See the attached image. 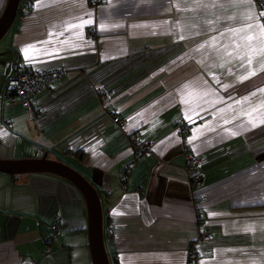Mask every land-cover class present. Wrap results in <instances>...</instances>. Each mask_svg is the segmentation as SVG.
I'll use <instances>...</instances> for the list:
<instances>
[{
	"label": "crops",
	"instance_id": "crops-1",
	"mask_svg": "<svg viewBox=\"0 0 264 264\" xmlns=\"http://www.w3.org/2000/svg\"><path fill=\"white\" fill-rule=\"evenodd\" d=\"M7 2L0 0V16ZM197 2L20 0L30 10L17 14L0 41V159L47 154L82 174L100 196L112 264H187L190 247L195 264L264 260V115L252 112L264 114V93L258 91L264 71L241 82L247 67L224 49L201 48L230 44L220 33L240 24L249 7L253 14L262 11L255 0H203L214 6L200 8ZM89 17L93 23L82 29L68 27ZM17 59L26 68L65 71L35 96V121L23 105L4 97ZM98 89L113 92L112 98L100 101ZM243 97L250 99L236 103ZM106 109H114L121 123ZM180 121L192 125L186 137L175 129ZM134 134L152 145L142 158L129 146ZM186 149L204 159L209 242L199 239ZM58 216L60 234L46 254L42 237ZM23 263L93 264L86 201L62 177L0 173V264Z\"/></svg>",
	"mask_w": 264,
	"mask_h": 264
},
{
	"label": "built area",
	"instance_id": "built-area-1",
	"mask_svg": "<svg viewBox=\"0 0 264 264\" xmlns=\"http://www.w3.org/2000/svg\"><path fill=\"white\" fill-rule=\"evenodd\" d=\"M106 0H90L93 5H98ZM256 5L261 11H264V0H255ZM89 38H96V30L91 29ZM63 68H56L51 70H35L26 68L21 65L17 59L15 63V70L11 77L8 79L5 89L4 97L10 105H23L25 108L26 116L29 120L35 121L38 119L40 111L35 103V96L48 89L54 82L59 81L64 75ZM97 96L100 101L107 102L112 96L113 92L105 91L102 89L97 90ZM105 112L113 118L116 124L121 123V119L116 115L114 109H106ZM210 117L202 118L198 123H205ZM176 131L186 137L192 130V125L184 121H180L175 125ZM129 146L134 152L135 158H142L152 151L151 143L143 141L138 134L130 137ZM187 159V170L189 176V186L192 193L193 209L195 213L196 224L199 230V239L203 242H209L212 239V230L209 226L207 219V205L208 197L203 193V175L201 168L204 164L202 157L196 156L191 153L189 149L185 151ZM61 217H56L50 224V233L43 235V241L46 245V254L52 252V245L54 240L60 234ZM197 255L192 247L188 250L187 264H195ZM28 264V263H23Z\"/></svg>",
	"mask_w": 264,
	"mask_h": 264
},
{
	"label": "water",
	"instance_id": "water-1",
	"mask_svg": "<svg viewBox=\"0 0 264 264\" xmlns=\"http://www.w3.org/2000/svg\"><path fill=\"white\" fill-rule=\"evenodd\" d=\"M20 0H8L3 14L0 16V41L14 24ZM0 173L24 175L34 173H50L71 182L84 196L88 216L89 247L93 264H111L104 238V217L100 196L93 185L73 167L50 160L47 154L39 159L2 160Z\"/></svg>",
	"mask_w": 264,
	"mask_h": 264
},
{
	"label": "snow or ice",
	"instance_id": "snow-or-ice-1",
	"mask_svg": "<svg viewBox=\"0 0 264 264\" xmlns=\"http://www.w3.org/2000/svg\"><path fill=\"white\" fill-rule=\"evenodd\" d=\"M245 3L250 5L251 0H245ZM214 5L205 4L203 0H198L197 8L200 7H211ZM261 18H264V11L259 12L258 14H253V12L249 10L243 15L241 23L236 26H228L225 28L223 32L220 33L219 39L224 40L225 37L231 41L229 44L227 40H224L223 43H216L212 45L210 43H205L201 45V48L214 47L216 49H224L226 55L233 59H236L240 62L241 68H248L247 74L240 76L239 79L241 82L249 79L250 77L257 74L258 70L264 71V64H261V61H264V22L261 21ZM229 21L235 19L233 15H229L227 17ZM93 20L89 17V19L85 20L83 18H79L78 23H74L69 25V28L73 29H82L84 25L92 24ZM208 24H212L213 21H208ZM101 30H105L104 25L99 26ZM67 30V29H66ZM63 34L62 32L60 33ZM180 39H184L183 36ZM217 37H213V41H217ZM73 47H79V44L73 45ZM33 52L39 51L34 45L29 46ZM29 48L22 49L25 59L28 60V52ZM229 48L231 50H229ZM199 50V49H198ZM51 55L52 53H45ZM260 64L259 69L253 68V64ZM230 71V70H229ZM217 82L219 80L217 79ZM187 87H193L192 85H188ZM227 88V85H224ZM261 93H264V89L258 90ZM256 93H252L251 96H255ZM250 97H243L240 101H236V103H247ZM189 101H185L188 103ZM252 112H257L258 115H264L258 112L257 109H253ZM252 112H246L245 115L249 117V123L252 124L253 127L256 126V120L252 116ZM259 123H264V118L259 120ZM231 135H236L235 132L230 133ZM195 139V137H193ZM191 142V141H190ZM247 231H252V228L246 229ZM260 264H264V260L260 261Z\"/></svg>",
	"mask_w": 264,
	"mask_h": 264
},
{
	"label": "trees",
	"instance_id": "trees-1",
	"mask_svg": "<svg viewBox=\"0 0 264 264\" xmlns=\"http://www.w3.org/2000/svg\"><path fill=\"white\" fill-rule=\"evenodd\" d=\"M30 10V6H28L26 3L20 4L19 5V10H18V15H23L26 12H28ZM111 264L113 262V259L110 258Z\"/></svg>",
	"mask_w": 264,
	"mask_h": 264
},
{
	"label": "rangeland",
	"instance_id": "rangeland-1",
	"mask_svg": "<svg viewBox=\"0 0 264 264\" xmlns=\"http://www.w3.org/2000/svg\"><path fill=\"white\" fill-rule=\"evenodd\" d=\"M2 144H3V143H2ZM19 155H22V154H19ZM20 159H22V158H20ZM23 159H25V158H23ZM56 239H58V237H57ZM56 239H55V240H56Z\"/></svg>",
	"mask_w": 264,
	"mask_h": 264
}]
</instances>
